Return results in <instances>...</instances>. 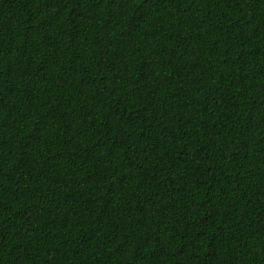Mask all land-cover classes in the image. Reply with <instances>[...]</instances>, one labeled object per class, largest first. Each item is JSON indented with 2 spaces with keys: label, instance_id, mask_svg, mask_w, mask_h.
I'll return each instance as SVG.
<instances>
[{
  "label": "trees",
  "instance_id": "obj_1",
  "mask_svg": "<svg viewBox=\"0 0 264 264\" xmlns=\"http://www.w3.org/2000/svg\"><path fill=\"white\" fill-rule=\"evenodd\" d=\"M0 264H264V0H0Z\"/></svg>",
  "mask_w": 264,
  "mask_h": 264
}]
</instances>
